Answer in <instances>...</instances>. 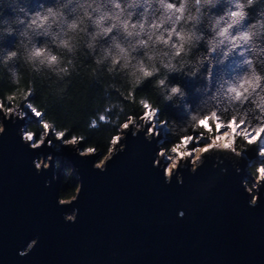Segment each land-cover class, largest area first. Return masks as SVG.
I'll return each instance as SVG.
<instances>
[{"label":"clouds","instance_id":"obj_1","mask_svg":"<svg viewBox=\"0 0 264 264\" xmlns=\"http://www.w3.org/2000/svg\"><path fill=\"white\" fill-rule=\"evenodd\" d=\"M230 59L231 75L214 77L215 67ZM173 76L204 81L194 89L201 94L195 108ZM77 81L97 90L81 132L59 125L49 112L48 97L54 102L70 98ZM149 82L150 90L143 91ZM0 83L8 86L0 90V136L6 122L25 120L18 134L31 149L69 148L91 157L103 153L95 143L86 152L85 142L89 133L103 130L111 155L103 164H92L103 172L125 150L129 131L133 137L144 132L151 142L163 127L172 139L158 141L153 166L163 168L165 183L175 178L183 184L181 170L194 174L209 157L215 158L213 167L229 160L237 173L246 161L241 184L248 204L259 202L264 190V0H0ZM43 86L48 93L38 102ZM167 103L183 105L186 118L164 115ZM252 149L256 156L249 158ZM32 164L37 172L52 169L45 186L59 179L61 159L52 153L34 157ZM79 177L69 162L64 183L75 179L82 186ZM57 202L64 205L59 196ZM70 212L64 219L75 222L78 209ZM184 215L178 210L179 217ZM38 241L33 237L18 254L27 255Z\"/></svg>","mask_w":264,"mask_h":264},{"label":"water","instance_id":"obj_2","mask_svg":"<svg viewBox=\"0 0 264 264\" xmlns=\"http://www.w3.org/2000/svg\"><path fill=\"white\" fill-rule=\"evenodd\" d=\"M25 123L6 122L0 136V264H264V196L248 204L246 161L237 173L229 160L213 167L209 157L194 174L181 170L183 184H167L163 168L153 166L162 134L149 142L144 132L129 131L125 150L101 172L93 161L111 153L33 150L18 134ZM51 152L79 170L83 185L72 199L61 198L62 171L45 186L52 169L37 172L32 164ZM73 208L76 221H66ZM35 236L37 245L20 256Z\"/></svg>","mask_w":264,"mask_h":264},{"label":"trees","instance_id":"obj_3","mask_svg":"<svg viewBox=\"0 0 264 264\" xmlns=\"http://www.w3.org/2000/svg\"><path fill=\"white\" fill-rule=\"evenodd\" d=\"M234 70V63L230 59L228 62H226L223 65H217L214 69V77H218L221 73H224L225 75H231L232 71ZM173 81H179L181 82L184 87L187 89L189 95L187 97V101L193 106V108L196 107L197 102L200 99V93L194 91L197 84L203 85L204 81L202 79L197 80H189L187 78L181 79L180 77L173 76ZM214 84V81H213ZM8 87L6 83H0V90L3 88ZM150 90V82L146 83L143 87V91H149ZM48 93V88L46 86L40 87L39 91L36 96V100L38 102L41 101L42 97L46 96ZM97 94V90L95 87L88 88L86 87V81L81 83L77 81L74 84V87L70 91V98L60 101V102H54L53 97H48L50 107L49 112L51 115H53L56 120L58 121V124L64 127H68L73 132H81L86 131V125L88 121V117L93 111V103H94V96ZM162 113L166 115L170 119H175L177 121H182L186 118V112L184 110L183 105L180 107H174L171 103H167L162 108ZM29 119H34L32 115H29ZM103 130L99 132H92L89 133L88 140L85 142L89 145L88 149H85V151H89L91 148V145L95 143L99 146L100 152H102L103 159L107 157L109 152V145L105 144L103 141ZM172 137L169 135L168 130L166 128H163V135L162 140L165 141V143L170 142ZM81 148H84V144L80 145ZM249 158H254L256 156L255 150L252 149L248 151L247 153ZM62 167H67L68 163L63 161L61 162ZM79 188V183H75V179L71 182H65L63 178L62 188H61V198L63 200H69L76 196V193Z\"/></svg>","mask_w":264,"mask_h":264},{"label":"rangeland","instance_id":"obj_4","mask_svg":"<svg viewBox=\"0 0 264 264\" xmlns=\"http://www.w3.org/2000/svg\"><path fill=\"white\" fill-rule=\"evenodd\" d=\"M31 115H32V114H31ZM161 134L163 135V127L161 128ZM48 148H51V147H48ZM52 148H53V150H55L54 147H52ZM51 153L53 154V152H51ZM44 155L46 156V154H44ZM109 155H110V154H109ZM57 158H60V159H61V162H63V161L65 160L64 157H61V156H59V157H57ZM105 158H106V157H105ZM103 163H104V161L102 160V162H100L99 164H103ZM64 169H65V167H62V166H61L60 169H59L60 172H61V171L63 172V176H64ZM59 170H58V173H57L58 175H59ZM262 193H263V196H264V190H262ZM73 215H74V214L71 213V212L68 214L69 217H73Z\"/></svg>","mask_w":264,"mask_h":264}]
</instances>
